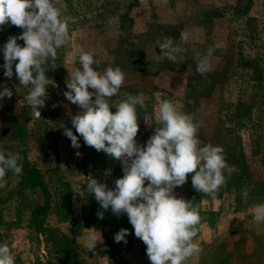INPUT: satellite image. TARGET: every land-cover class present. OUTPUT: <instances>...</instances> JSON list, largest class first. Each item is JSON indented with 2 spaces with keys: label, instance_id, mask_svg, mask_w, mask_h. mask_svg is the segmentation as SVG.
<instances>
[{
  "label": "rangeland",
  "instance_id": "obj_1",
  "mask_svg": "<svg viewBox=\"0 0 264 264\" xmlns=\"http://www.w3.org/2000/svg\"><path fill=\"white\" fill-rule=\"evenodd\" d=\"M53 3L67 18L71 39L44 65L51 84L39 118L25 99L30 86L0 70V85L13 91L11 98L0 100V152L22 157L21 174L9 171L0 179V244L10 247L15 264H150L127 215L109 209L99 219L97 212L104 210L87 191L92 178L114 188L124 175L122 162L86 146L82 137L81 147L74 149L64 135L81 111L64 92L82 52L95 54L98 71L119 67L125 73L110 104L143 94L145 104L137 106L138 144L146 145L160 126L156 112L167 100L201 123V146L224 149L233 172L225 173L218 192L194 189V173L174 190L192 201L201 218L194 238L201 252L186 264H264V225L251 215L264 204V0ZM182 32L189 33L187 41ZM169 38L178 49L175 62L158 46ZM7 40L0 37V45ZM209 49L210 70L201 74L197 58ZM125 228L130 230L127 243L115 242L114 235ZM90 231L103 236L92 252L85 241Z\"/></svg>",
  "mask_w": 264,
  "mask_h": 264
},
{
  "label": "clouds",
  "instance_id": "obj_2",
  "mask_svg": "<svg viewBox=\"0 0 264 264\" xmlns=\"http://www.w3.org/2000/svg\"><path fill=\"white\" fill-rule=\"evenodd\" d=\"M4 25L16 26L23 32L0 45L4 59L0 70L9 78L15 74L20 85L30 86L25 99L35 109V118H39L51 84L44 65L50 59L54 61L57 50L70 42L68 20L53 0H0V29ZM181 39L187 41L189 33L182 32ZM18 40H23V45ZM158 46L162 56L176 61L178 49L172 39ZM211 54L209 49L206 56L197 58L199 73L210 70ZM78 60L80 67L68 69V90L64 96L81 111L72 116V128L65 127L64 135L74 149L81 147L82 137L86 146L103 151L123 164L124 175L115 181L114 188L96 178L87 184V191L95 195L104 210L97 212L98 218L103 219L109 209L117 216L126 214L135 236L146 245L150 264H186L201 252L199 244L194 242L201 218L192 201L178 197L174 190L194 173V189L209 195L218 192L233 172L223 155V147L201 146L197 135L201 123L167 100L159 104L156 112L160 126L146 145L138 144L137 106H144L143 94H129L118 105L110 104L109 98L117 95L125 82V73L119 67L98 71L99 60L91 52H82ZM0 88H3L0 100L13 96L12 89L2 85ZM21 159L18 153L0 152V179L9 171L21 174ZM242 196L247 200L248 193L245 191ZM251 215L258 225H264V204L257 205ZM129 234V229H121L114 240L127 243ZM85 241L92 252L103 242V236L101 232L90 231ZM0 264H15L7 244H0Z\"/></svg>",
  "mask_w": 264,
  "mask_h": 264
},
{
  "label": "trees",
  "instance_id": "obj_3",
  "mask_svg": "<svg viewBox=\"0 0 264 264\" xmlns=\"http://www.w3.org/2000/svg\"><path fill=\"white\" fill-rule=\"evenodd\" d=\"M20 28L13 25H4L2 29H0V37L9 39L12 36H17V31Z\"/></svg>",
  "mask_w": 264,
  "mask_h": 264
}]
</instances>
